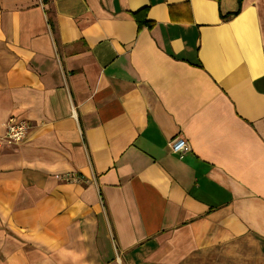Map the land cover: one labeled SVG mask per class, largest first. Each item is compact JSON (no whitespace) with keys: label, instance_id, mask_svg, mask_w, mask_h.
Instances as JSON below:
<instances>
[{"label":"crops","instance_id":"obj_1","mask_svg":"<svg viewBox=\"0 0 264 264\" xmlns=\"http://www.w3.org/2000/svg\"><path fill=\"white\" fill-rule=\"evenodd\" d=\"M9 118L0 264H264V0H0Z\"/></svg>","mask_w":264,"mask_h":264},{"label":"built area","instance_id":"obj_2","mask_svg":"<svg viewBox=\"0 0 264 264\" xmlns=\"http://www.w3.org/2000/svg\"><path fill=\"white\" fill-rule=\"evenodd\" d=\"M29 127L30 125L26 120L9 118L5 122L4 133L0 135V146L6 143L16 144L22 142L27 135ZM187 146L188 143L183 136H176L169 143L170 151L178 155H180Z\"/></svg>","mask_w":264,"mask_h":264},{"label":"trees","instance_id":"obj_3","mask_svg":"<svg viewBox=\"0 0 264 264\" xmlns=\"http://www.w3.org/2000/svg\"><path fill=\"white\" fill-rule=\"evenodd\" d=\"M44 2H46L47 0H43ZM238 2H241V0H237ZM148 25H150L149 22H147Z\"/></svg>","mask_w":264,"mask_h":264}]
</instances>
